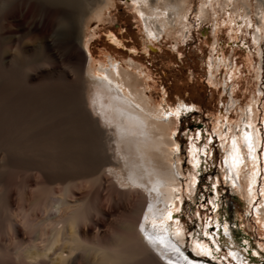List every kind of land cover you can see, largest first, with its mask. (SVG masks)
<instances>
[{"label": "bare ground", "instance_id": "obj_1", "mask_svg": "<svg viewBox=\"0 0 264 264\" xmlns=\"http://www.w3.org/2000/svg\"><path fill=\"white\" fill-rule=\"evenodd\" d=\"M131 2L147 37L165 32L186 5ZM108 3L0 0V264H167L140 224L149 204L159 215L180 186L169 157L175 120L164 119L139 74L109 54L95 71L91 55L80 52L84 23ZM56 17L68 25L65 48L46 39L36 57L20 30L46 36ZM61 59L68 67L49 72ZM58 81L75 88L63 106L50 100ZM65 114L77 120L66 122ZM226 247L243 259L232 240Z\"/></svg>", "mask_w": 264, "mask_h": 264}, {"label": "rangeland", "instance_id": "obj_2", "mask_svg": "<svg viewBox=\"0 0 264 264\" xmlns=\"http://www.w3.org/2000/svg\"><path fill=\"white\" fill-rule=\"evenodd\" d=\"M184 1L185 9L172 15L175 21L165 32L159 35L156 31L155 36L147 37L144 26L140 28L134 16L131 0H109L84 23L79 33V49L82 54L91 55L95 71L99 61L109 54L118 65L139 74L145 83L140 88L144 87L149 98L156 101L164 119L175 120V128L169 132L174 156L169 157L180 173L178 188L183 203L175 202L181 213L174 214L185 232L180 247L195 259L221 264L209 257H197L192 251L194 238L189 233H201L204 242L214 250L201 230L204 218L211 217L213 221L230 223L232 241L243 254L244 264H264V195H261L264 190V0ZM68 37V25L59 17L54 18L46 36L26 28L20 30V43L32 48L35 56L46 39L63 52ZM88 60L81 61L82 71ZM67 62V59L56 60L49 72L60 73L63 67H68ZM23 67L21 74L25 72ZM58 82L51 86L56 87H53L56 94L49 93L50 100L63 106V101L66 104L69 101L64 100L68 93L75 96V88ZM181 104L191 111H183L179 120L175 115H167L169 110L175 113ZM65 115L66 122L77 120L72 114H67L68 118ZM198 131L202 133L200 141L195 140ZM244 132L255 135L257 160L254 166L246 147H241L244 164L233 187V179L224 182L227 173L223 159L231 152L233 138L242 144L240 137ZM189 137L193 139L190 141ZM209 137L211 155L207 167L202 164L196 190L189 198L186 178L193 171L188 163L189 145L194 142L203 148ZM176 146H180V151H175ZM254 172L258 174L253 176ZM216 181H219L217 189L210 191ZM250 183L254 199L249 194ZM107 186L103 188L104 194L110 189ZM217 195L220 207L213 212L208 200ZM41 215L39 211L37 218ZM97 218L109 220L115 216L100 213ZM227 239L221 230L218 240L222 247L217 255L226 258L222 264H235L228 257V252L235 250L227 249Z\"/></svg>", "mask_w": 264, "mask_h": 264}, {"label": "snow or ice", "instance_id": "obj_3", "mask_svg": "<svg viewBox=\"0 0 264 264\" xmlns=\"http://www.w3.org/2000/svg\"><path fill=\"white\" fill-rule=\"evenodd\" d=\"M183 111H191V109H188L183 104H181L177 107L175 113L169 110L167 115H175L179 120ZM213 131L215 132V129ZM173 135L175 136V133H173ZM201 137V132L198 131L195 133L196 141H200ZM192 139V137H189L190 141ZM221 139L224 138L221 137ZM240 141H242V144L239 143L236 138H233L231 152L226 154L223 159V168L227 173L224 177V182L227 183L230 178L233 179V187L236 186L235 179H238L239 177V169L244 164V155L241 151V147H246L249 157L254 162V166L257 160L254 154L256 152L257 143L254 141L253 136L248 132H244L240 137ZM211 143L212 139L209 137L208 143L204 144L203 148L198 147L194 142L190 143L189 145L190 158L188 163L191 165L193 170L192 173L189 174V177L186 178L188 181L187 190L189 198L192 197L193 192L196 190L202 164L205 168L207 167V160L211 155V153L208 151V148ZM175 151H180V146H176ZM233 174H235V177H233ZM257 174V172H254L253 176ZM175 176L179 178L180 173L176 172ZM218 184L219 181L212 183L210 191H215ZM172 193L173 195L170 198V202H165V208L159 213V215L151 211L152 205L149 204V212L145 213L144 223L140 224V231L148 244L159 250L161 259H166L167 264H201L200 261H197L194 258L189 259V257L184 255L183 251H181L179 242L183 240L185 232L180 220L178 218H174V214L181 213V208L177 207L175 202L181 201V203H183V201L180 196L179 188H173ZM249 194L250 197L254 199V197H252L251 183L249 184ZM261 195H264V190L261 191ZM217 200H219V195H217L215 199L208 200V204L211 205V210L213 212H215L216 209L220 207V205L217 203ZM201 207L205 206L201 205ZM196 215L199 216L200 213L197 212ZM210 228H214L215 230L209 231ZM201 230L202 236L210 241L211 245L214 246V250L213 247L204 242V239L201 238V233H189V235L194 238L192 251L194 252L195 256L209 257L212 261H220L222 264L223 260L226 258L219 257L217 255L222 247V245L219 243L218 237L222 230L223 236L228 238L225 241V245L231 244L232 236L230 232V223L221 222L219 219L213 221L211 217H206L204 218V223L201 226ZM245 243H247V241H245ZM169 251L175 254V260L167 255ZM253 255H255V253H253ZM228 257H231V259L235 261V264H244L242 257H240L236 251L230 250L228 252Z\"/></svg>", "mask_w": 264, "mask_h": 264}]
</instances>
